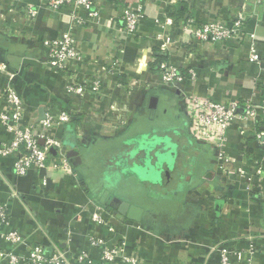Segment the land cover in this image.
Segmentation results:
<instances>
[{
  "label": "crops",
  "instance_id": "0c3cea01",
  "mask_svg": "<svg viewBox=\"0 0 264 264\" xmlns=\"http://www.w3.org/2000/svg\"><path fill=\"white\" fill-rule=\"evenodd\" d=\"M29 3L37 8L30 26L22 9ZM128 4L94 0L90 11L96 10L99 18L75 22L67 9L53 12L39 0H0V66L15 73L13 83L31 118L37 121L43 109L76 107L79 114L54 127V136L106 141L97 179L89 167L79 162L73 166L64 155L59 158L63 168L32 169L22 176L13 171L14 155L0 156V204L9 215L0 232L15 230L21 236L14 245L0 237V246L24 256L40 244L48 253L57 247L70 257L87 251L80 264H130L123 258L102 261L98 249L88 244L90 235L111 236L107 227L92 221L91 212L98 203L106 210L114 192H101L102 184H115L122 191H140L139 196L155 203L139 222L120 221L106 210L125 255L140 264H218L225 252L231 253V264H244L250 252L251 264H264V122L234 119L227 130L224 157L229 172L224 175L211 149L191 137L182 107L183 97L193 94L242 103L255 91L257 103L264 98V3L144 0V17L134 34L125 33L117 17ZM242 12L247 23L241 40L198 43L184 29L191 16L228 22ZM79 14L89 18V10ZM166 18L172 22L164 24ZM67 31L85 59L79 79L95 74L103 79L96 97H70L64 76L44 63L47 42ZM158 32L168 37L167 43L155 38ZM250 41L255 44L254 60ZM114 62L117 69L111 74L109 63ZM164 65L175 68L179 79L163 83ZM6 81L0 71V86ZM152 96L157 100L151 106ZM2 105L0 100V109ZM237 111L241 113V104ZM117 121L115 133L106 131ZM10 138L0 124V147ZM166 147L175 151L178 171L171 186L163 188L167 177L155 168L159 151ZM216 198L225 199L217 219ZM169 203L178 207L167 209Z\"/></svg>",
  "mask_w": 264,
  "mask_h": 264
},
{
  "label": "built area",
  "instance_id": "2783aa9c",
  "mask_svg": "<svg viewBox=\"0 0 264 264\" xmlns=\"http://www.w3.org/2000/svg\"><path fill=\"white\" fill-rule=\"evenodd\" d=\"M94 0H39V2L48 7L53 12L60 9H67L71 18L75 22L81 19L89 20L99 18L97 11H90ZM128 6L122 8L117 17L121 22L120 28L128 34H134L139 23L144 17V0H127ZM255 6L264 3V0H251ZM26 25L33 24L37 8L32 4H27L23 8ZM89 10V18H82L79 11ZM88 17V16H87ZM169 18L165 19L164 24H170ZM247 14L238 13L228 22L218 20H198L195 16L188 17L185 21L184 29L191 37L199 42H223L229 39H244V29L246 28ZM156 39H162L164 43L168 42V37L158 32ZM248 38V37H247ZM249 50L252 53L251 58L256 59L255 44L249 43ZM44 63L53 71L64 76V89L67 95L80 100L89 96L96 97L102 93L103 79L95 74L89 78L79 79L80 67L85 63L81 52L72 39L70 31L65 32L58 39L47 42L46 57ZM117 62L109 63V72L114 73ZM162 73L163 83L169 84L179 79L175 68L163 66ZM7 79L6 83L0 86V100L3 105L0 109V124L11 135L8 142L0 147V156L5 157L14 155L13 171L16 175H25L32 169L46 168H63L64 161L62 158V139L57 138L52 133L54 127L63 126L70 122L72 118L78 115L76 107L72 109H59L55 112L46 110L44 117L40 121H35L29 115L25 100L21 97L18 89L13 83L14 74L12 71L0 66ZM256 92L254 91L247 96L242 103L232 99L228 101H217L208 96L198 94L186 95L183 97V112L189 121V133L191 137L204 146L211 149L215 157V163L222 174L227 175L229 172L225 165L227 159L224 157L227 130L235 118L241 117L248 121L260 120L264 122V98L257 103ZM242 105V111L239 114L237 109ZM121 123V122H120ZM119 128V122L109 130L115 133ZM259 139V134H255ZM43 139V144L39 143ZM53 146L59 152V156H53L49 152V147ZM61 164V165H59ZM13 195L16 192L13 191ZM84 209V208H83ZM7 207L0 204V223L2 226L8 224ZM91 219L93 222L101 224L108 228L111 236L109 238L90 235L88 244L98 249L102 261H117L120 258L125 259L130 264H140L136 257H127L125 255L124 243L115 239L117 228L113 224L110 215L98 204H93ZM0 237L7 240L12 245L18 243L21 239L20 234L15 230H6L0 232ZM112 237V239H111ZM230 252L221 253L218 264H231ZM88 256L87 251H81L74 257H70L63 250L53 247L51 252H46L40 244L32 245L28 253L24 256L17 255L12 250L3 249L0 246V261L6 264H80ZM253 253L243 260L244 264H251Z\"/></svg>",
  "mask_w": 264,
  "mask_h": 264
},
{
  "label": "water",
  "instance_id": "95a60500",
  "mask_svg": "<svg viewBox=\"0 0 264 264\" xmlns=\"http://www.w3.org/2000/svg\"><path fill=\"white\" fill-rule=\"evenodd\" d=\"M157 100L155 96H152L150 99L151 106ZM44 117V109L40 112V115L37 119V122L42 120ZM72 140H64L62 141L63 146H68L69 148L65 151V153H61L65 158L69 161L70 164L75 166V162L82 163L87 161L88 158V150L89 143L91 141L90 138L87 137L86 142H81L76 139L75 136L71 137ZM39 143L43 144V139H39ZM49 152L53 156H59V152L55 149V147L50 146ZM174 150L172 147H166L161 149L158 153V165L155 168V172L158 175L162 174L167 177L168 182H174V177L176 176V166H174L173 154ZM181 158V156H179ZM89 160V159H88ZM162 163V164H161ZM78 164V163H77ZM213 174L212 171L207 172L206 177L211 176ZM171 186L170 184H164L163 188ZM130 189H125V191L120 190V192H114V194L107 198L106 210L113 217L119 219L120 221L129 220L132 222H139L144 214V212L153 208L154 206H147L143 200L139 198L138 191H129ZM225 204V199L216 198L213 202V213L216 219L219 217L222 207Z\"/></svg>",
  "mask_w": 264,
  "mask_h": 264
},
{
  "label": "flooded vegetation",
  "instance_id": "af4514ba",
  "mask_svg": "<svg viewBox=\"0 0 264 264\" xmlns=\"http://www.w3.org/2000/svg\"><path fill=\"white\" fill-rule=\"evenodd\" d=\"M106 146V141L103 139H94L93 141H90L89 143V150H88V158L87 161L82 162V165H84V167H89V171H90V175L91 176H97L98 173L100 171L99 167H100V163H101V157L103 158V148ZM89 159V160H88ZM97 179V177H95ZM166 179V182H165ZM164 179V183L167 184V178ZM113 187H109V185L107 186L106 184H102L101 187V192H103V190H106L107 188H110L108 190H112L113 192H120V190H122L120 188V186H117L115 184L112 185ZM140 193V191H138ZM140 200H143L144 203L147 206H154L155 203L151 202L150 200L146 199L145 197L139 196ZM168 207H166L167 209H170L173 207H178L177 203H169ZM158 207V206H157ZM162 207V206H161Z\"/></svg>",
  "mask_w": 264,
  "mask_h": 264
},
{
  "label": "trees",
  "instance_id": "16d2710c",
  "mask_svg": "<svg viewBox=\"0 0 264 264\" xmlns=\"http://www.w3.org/2000/svg\"><path fill=\"white\" fill-rule=\"evenodd\" d=\"M105 203V202H104ZM98 204H100V203H98ZM100 205H102V206H104L103 204H100ZM105 207V206H104Z\"/></svg>",
  "mask_w": 264,
  "mask_h": 264
}]
</instances>
